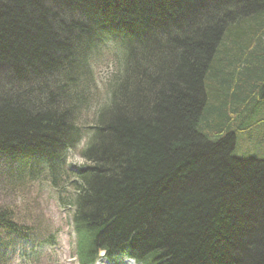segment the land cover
I'll list each match as a JSON object with an SVG mask.
<instances>
[{
  "label": "trees",
  "instance_id": "obj_1",
  "mask_svg": "<svg viewBox=\"0 0 264 264\" xmlns=\"http://www.w3.org/2000/svg\"><path fill=\"white\" fill-rule=\"evenodd\" d=\"M57 1L0 0V179L21 181L25 153L58 168L87 76L88 54L77 57L88 36L119 35L133 87L121 86L127 105L117 108L110 85L92 122L94 164L73 186L79 259L128 244L163 264H264V161L232 162L231 139L208 136L215 114L264 99V0H66L70 17L54 13ZM115 22L119 31L103 25ZM16 219L0 210V264L11 241L34 231Z\"/></svg>",
  "mask_w": 264,
  "mask_h": 264
},
{
  "label": "rangeland",
  "instance_id": "obj_2",
  "mask_svg": "<svg viewBox=\"0 0 264 264\" xmlns=\"http://www.w3.org/2000/svg\"><path fill=\"white\" fill-rule=\"evenodd\" d=\"M204 6L208 7V2H205ZM177 20L180 22V25L184 22V19L182 18ZM195 21L197 22L196 19ZM161 53L164 52L162 51ZM109 69L110 65L96 66L97 74L96 77L93 76V82L96 84V88L92 89L89 93V96L91 100H93V102L100 101L101 82L104 81L102 79H104L109 73ZM29 75L30 74H28V76ZM259 83L257 84L258 87H260L261 85ZM80 85L82 86V83H80ZM263 101L264 99H259L258 96L254 94L252 95L250 102H248V108L243 109L244 107H241L243 110H239L233 115L234 119H238L240 121V123L238 121H234V124H237V126L236 128L233 126V128L237 133V139H240V144L241 146H243L239 152V155L241 156L250 155V157H257V155L259 154H252V148L256 145L259 146V143L260 146L264 147V139H261V132L262 134H264V127L257 124V121L262 119L261 117L264 116V103L262 104ZM250 108H258V112L255 115H249L248 111ZM92 118L93 117L91 115H87L86 124L92 122ZM247 124H249L250 126H254V128L251 129L252 131L249 132V135L252 137L251 140H249L248 135L238 132L239 125ZM76 155V150L72 151L71 156L73 159L70 161L76 163V165H81L82 161L79 160ZM259 158H264V154ZM2 165L5 166V158L3 157L0 158V167ZM17 168L18 165L16 163L13 164L12 170L14 173L17 171ZM59 198H62L60 197V194L57 191L53 190L49 185H46L44 183L31 185L27 189H25L24 185L21 189L20 185H17L15 190L13 188L11 189V187L6 184H4L2 187L0 186V205L12 207L14 209L17 220L19 221H23L25 218H30L32 222L36 221V225L38 226L40 224L41 226L40 233L42 237L52 235L55 239H57L58 244L60 245L65 242L64 230L69 228V226L71 225L70 216L71 213H73V208L70 206H66V204L60 201L63 204L62 205L58 201ZM62 200L64 201V199ZM61 206H64V209L68 210V215L62 211V209L60 208ZM56 231L57 236H55ZM63 247H65V245ZM45 249L47 251V254H45L44 259H51L54 264H67V258L64 249L59 250L56 246H54L52 249ZM12 264H17V261L13 262ZM123 264H126V262H124Z\"/></svg>",
  "mask_w": 264,
  "mask_h": 264
},
{
  "label": "bare ground",
  "instance_id": "obj_3",
  "mask_svg": "<svg viewBox=\"0 0 264 264\" xmlns=\"http://www.w3.org/2000/svg\"><path fill=\"white\" fill-rule=\"evenodd\" d=\"M65 1L66 0H64V2H63V0L57 1L56 10L54 13L56 15H58L59 17H62V14L64 17H70L72 15H75L77 13V11L76 10L73 11V9L70 6L68 7L67 4L65 3ZM203 15L204 14H202V16ZM89 16L92 17L94 21L100 22V16L99 15L93 16L92 14H90ZM199 18H200V15H199ZM197 21H198V19H197ZM103 25H108V27H113L116 31L120 30V28L117 27V26H119V23H116V22L113 24L112 23H103ZM182 25L183 24H181L177 27V30L179 32L180 31L182 32L183 29H185L184 25L183 26ZM60 26L63 27V25H61V24H60ZM171 27H173V25ZM163 35L164 34H162V33L159 34V38L161 39L163 37ZM86 40L87 41H86V43L84 42L83 47L85 45L87 53L84 55L78 56L77 59H82L88 54V57H94L95 58V61L93 64L100 65V66H105V65L113 66L112 68L109 69V74L111 75V78L108 80V83L113 87V93L117 97L116 98L118 100L117 105H116L117 108H125L127 103L124 101V97H122V96L126 94L128 87L131 89L133 87L132 83L130 82L131 77H132L131 66H128L126 63L124 64L121 61H111L109 57H104L101 50H100L101 46L99 45L98 38L96 37V35L92 34L91 36H88ZM150 57L152 59H155L156 62L159 61V59H157L159 57H157L155 54L150 55ZM84 70L91 71V69H89V68H84ZM82 79H85V77L82 76ZM120 83H122V84L120 85ZM124 83H125V93L122 96H120L122 87H124ZM68 88L69 87H66V92H65L66 98L74 96V92L71 91L70 88L69 89ZM88 89H89L88 85L81 86L80 90L77 88V91L75 93H76V95H78L77 101L79 104H86L85 102H82V101H88V98L86 96V92ZM263 91H264V84H263ZM125 99H126V97H125ZM126 101H127V99H126ZM91 109L92 108H89V110H91ZM261 118H263V117H261ZM234 121H235V119H234L233 115L226 117L223 112H219V113L215 114L213 119L211 120V126L213 127V129H212L211 133H209V135H208L209 139H210V141H214L215 142L214 144H218L227 138L231 139L232 144H231L230 149H229L228 158L232 162L239 163V164L249 163V161L253 160V157H250V155H243V156L239 155L240 149H242L243 146H241V144H240L241 143L240 139L239 138L237 139L236 131L233 128V126L235 128L237 126V124H234ZM237 121L240 123V121L238 119H237ZM260 125H262L264 127V125L262 124V119H260ZM214 128H216V129L220 128V131L215 133ZM253 128H254V126L249 125L248 133L251 132L252 131L251 129H253ZM76 131L77 130L74 128V125H73V131H72L73 134L76 133ZM263 133H264V131H263ZM261 139H264V134H262V132H261ZM74 141H75V139L73 138V136H70L69 140H66L65 142L62 143L63 148H61V149H64L65 151H69L70 149L74 150V149H72L73 147L81 145L77 149H75L76 154H77L76 155L77 158L82 161L83 165L92 166V164H94V163H91L90 159H91V157L93 158L92 151L94 148H96L94 143L91 141H87L85 139H83L82 144L74 143ZM263 142H264V140H263ZM28 154L31 155V153H28ZM252 154H259V155H257V157H261L264 154V147H262L260 145L254 146L252 148ZM39 156L40 155H38V157ZM261 160H264V158H262ZM16 164H20V163H18V161H17ZM20 165H22V164H20ZM3 207H7V206L0 205V210H2ZM104 248L108 252H114V253L119 254V255H121L123 253H128V255L130 257L137 260L138 264H163L164 260L166 259L163 257L162 254H159L158 257L153 258V259H149L146 261L141 256H139L138 254L127 251L124 248V245L113 246L111 244L110 245L108 244ZM28 259H29L28 253L24 250H21L19 252V254L13 259L12 263L17 261V264H30ZM126 264H134V262L131 259H126Z\"/></svg>",
  "mask_w": 264,
  "mask_h": 264
}]
</instances>
